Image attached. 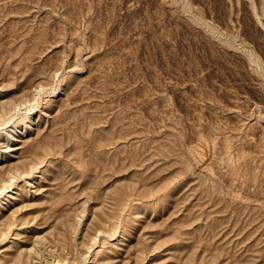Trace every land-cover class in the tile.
<instances>
[{
	"label": "rangeland",
	"instance_id": "1",
	"mask_svg": "<svg viewBox=\"0 0 264 264\" xmlns=\"http://www.w3.org/2000/svg\"><path fill=\"white\" fill-rule=\"evenodd\" d=\"M0 264H264V0H0Z\"/></svg>",
	"mask_w": 264,
	"mask_h": 264
}]
</instances>
